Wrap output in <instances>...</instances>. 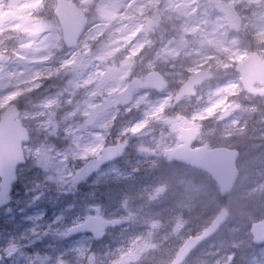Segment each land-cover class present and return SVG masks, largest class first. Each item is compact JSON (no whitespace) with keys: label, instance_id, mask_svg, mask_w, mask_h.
<instances>
[{"label":"rangeland","instance_id":"374dc122","mask_svg":"<svg viewBox=\"0 0 264 264\" xmlns=\"http://www.w3.org/2000/svg\"><path fill=\"white\" fill-rule=\"evenodd\" d=\"M42 1L41 6L49 9L48 16H41L45 22L31 20L28 16L37 12ZM71 1L83 10L90 26L82 42L67 51L61 41V30L51 16L53 0H0V18L6 10L13 13L6 25L0 22V108L16 99L31 139L24 145L27 163L20 169L11 205L0 211V227L7 229L0 234L4 264H22L23 251L40 247L51 249L64 261L72 253L74 260L69 264H118L124 260L131 264L136 260L143 262L144 257L148 263L166 264L174 254L173 248H167L166 259L154 260L142 255L145 245L141 241L146 237L137 239L135 234L133 243L125 241L132 238L127 230L133 224H144H139L140 218L131 219L134 200L115 198L111 202L113 199L108 198L111 205L104 200L102 193L112 179L109 170L89 183L73 179L77 168L108 144L127 146L124 163L155 165L149 170L147 201L138 208L153 210L144 223L158 225L164 214L162 209L176 206L191 211L198 208L203 223H207L224 207L230 218L218 234L217 243L209 246L212 250L216 248L220 256L208 264H219L225 256L228 263L223 264H229L230 254L234 255L227 245L232 232L234 239L230 245L250 252V236L243 215L246 204L238 198L253 185L258 195L247 201V212L251 210L250 203L255 204L253 211L257 214L264 210V177L260 173L264 162L259 163V171L252 170L250 164L255 155H264V98L249 100L250 106L259 111L254 123L255 127L260 123L261 129L253 137L247 135V130L241 132L237 144L224 134L236 126L234 116L243 108L241 103H230L223 111L225 125L219 126L217 121L210 128L203 123L209 122L208 117L213 120L226 95L235 94L237 86L232 72L236 64L249 49L260 48L258 43L264 42V0ZM248 12L245 19L242 13ZM148 18L156 26L150 31L144 26ZM246 22L254 32V39L245 31ZM7 46L13 49L8 52ZM109 68H117L119 73L116 83L104 88L101 79ZM202 68L210 69L211 75L194 104L206 105L208 112L193 120L195 113L191 114L190 108L195 106L186 102L175 109L173 121L167 120L164 112L172 106L174 88ZM150 71H161L173 88L160 96L139 90L143 77ZM41 75L51 78L37 81ZM227 76L231 78L223 82ZM183 127L199 131L197 145L213 141L221 146L228 140L236 150L241 149L243 162L237 169L244 178L228 197L221 199L209 177L196 176L186 165L181 168L167 165L169 153L179 144L178 129ZM186 175L197 179L198 185L181 192L180 199L174 201L175 185L181 184L180 177ZM246 179L251 183L248 188ZM164 186V196L158 197V189ZM73 195L81 196L86 205L79 209L68 206ZM73 210L85 220L90 216L121 217L123 227L97 248H92L87 238L69 244L66 232L69 220L75 218ZM262 214L249 216L250 221ZM150 230L153 231L151 226L146 228L147 232ZM60 257L54 264H59ZM247 257L250 264L252 258Z\"/></svg>","mask_w":264,"mask_h":264},{"label":"water","instance_id":"95a60500","mask_svg":"<svg viewBox=\"0 0 264 264\" xmlns=\"http://www.w3.org/2000/svg\"><path fill=\"white\" fill-rule=\"evenodd\" d=\"M56 11L54 13L58 19L63 32V41L67 48L76 46L82 34L85 32L87 25L86 18L80 13L78 8L73 4H68L67 0H55ZM10 18L9 14L3 17L2 21L6 22ZM148 29L153 27L152 21H147ZM236 72L241 75L240 83L243 86L244 92L253 94V85L256 83L264 86V64L261 62L257 53L250 54L244 62L236 68ZM117 70L110 69L105 74V85L110 82H115ZM207 71H200L193 74L188 81L181 86L179 93L174 97V102L181 101L183 97L192 96L194 87L202 84L208 77ZM145 83L141 86L142 89L155 90L161 93L167 89V83L158 73H149L145 77ZM264 95V91L258 93ZM19 112L16 107L10 105L0 117V209L8 205L9 196L12 194L13 185L16 183V169L25 164L22 145L24 142H29V134L22 127L18 120ZM180 141L183 145L175 148L170 155L171 162H187L193 168L207 173L211 176L212 181L218 184L220 194L226 196L233 189L238 178V172L235 164L238 154L234 151L216 149L213 151L205 148L190 150V146L196 138V131L183 129L180 130ZM124 151V147H109L100 154L98 160H90L88 164L80 168L75 175L76 179L85 180L88 176L99 169V166L108 163L113 159H118ZM163 190L159 192L162 194ZM218 217L212 221L209 227L198 238H190L178 251L172 264H182L188 257V254L199 244L207 241L209 237L214 235L221 225L228 218L225 210H221ZM120 221L112 220L100 221L90 220L78 227L70 230L73 234H92L95 240H101L106 229L118 226ZM253 243L256 245L264 244V220L258 224H254L251 230ZM2 258L0 257V261Z\"/></svg>","mask_w":264,"mask_h":264},{"label":"flooded vegetation","instance_id":"af4514ba","mask_svg":"<svg viewBox=\"0 0 264 264\" xmlns=\"http://www.w3.org/2000/svg\"><path fill=\"white\" fill-rule=\"evenodd\" d=\"M46 9H47L46 13L48 15L49 9L47 7ZM232 76L236 79V86H237V90L235 91V94L231 96L232 101L234 103L237 102L238 104L241 103L243 105L242 106L243 108L238 113H236V115L234 116L235 121H237L236 126L230 128L229 131L224 135L227 136L228 140H232L234 144H237V141H239L237 139V136L241 132H243L240 129L241 125L247 130L248 136H252V135L255 136L258 134L259 128L258 126L255 127V123H254V121L257 120L256 107L250 106L251 102L249 101L251 99L257 100L258 97L257 96L249 97L247 94H245L242 90V87L239 86V76H237L235 72L232 73ZM229 78H231V76H227L226 78H224L223 82ZM258 89L259 87L256 86V90ZM225 97H228V96H225ZM189 100L190 99H186L185 101H189ZM182 103L179 105H182ZM177 106H175L172 110H174ZM226 107H228V105L225 99L222 105L219 106L218 108L219 109L218 119H219L221 126L225 125L224 123L225 119L223 118L224 116L223 111L226 109ZM109 145L110 144L105 145L103 148L108 147ZM184 165H187V164H174V165L172 164V166H176L177 168H181ZM126 173L127 172H123L122 174H126ZM136 174L142 175L143 172L142 173L136 172ZM110 176L111 178H113L115 183L119 182L120 178L118 177V174L115 171L111 172ZM186 176L181 177V179L187 178ZM93 177L91 176L90 179H92ZM191 179L193 180V178ZM162 211L164 212V214L160 218L159 224L158 225H154L153 223H152L153 225L149 224V226L153 228V231L150 230L147 232L145 229L144 232H138L136 238L138 239L142 237V239H144L146 237L144 241H141L143 242L141 244L145 245L144 247L145 253L143 252L142 255H148L154 260L166 259L167 248H173L172 250L174 254L166 262V264H171L173 262L174 257L178 253L179 249L188 241V239L195 238L201 235L204 232V230L209 226L211 221H208L207 223H203V220H202V217H200V211H198V208L197 209L195 208L194 210L191 211L188 208L185 209L182 206H176V207H165L162 209ZM149 214L150 212L145 211L142 216L146 217L144 219H147L149 217ZM144 226H146V228L149 227L147 224ZM114 230L112 229L110 231H107V234ZM110 235L111 234H109L108 237ZM80 237L70 236L68 238V241H69L68 243L74 244L75 241L80 239ZM217 238H218V234L210 237L209 240H207L204 243H201L199 246L194 248L188 254V257L185 259L186 261L183 264H208L216 260L215 258H218L220 254H216V251H215L216 248L212 250L209 246L210 244H213L214 246L217 243ZM89 239L91 240V238ZM139 244L140 242H138V245ZM93 245L96 246L98 244L95 243ZM253 248H251L252 251H253ZM254 250H257V252L264 253V247L254 248ZM253 258L254 260L250 264H261L260 262L261 259L259 261L258 259H255V257ZM142 259H143V262H139L138 260H136L135 262L133 261L131 264H152L146 261L147 257L146 258L144 257ZM71 260L72 261L74 260V255L72 253H70L69 258H67L65 262H69ZM62 262L64 261L60 257L58 259V263L62 264ZM223 262L228 263V258L226 259L225 257H221L219 264H223ZM230 262L232 263L233 259L232 261L230 260ZM118 264H127V263L124 260V261H120Z\"/></svg>","mask_w":264,"mask_h":264},{"label":"bare ground","instance_id":"6f19581e","mask_svg":"<svg viewBox=\"0 0 264 264\" xmlns=\"http://www.w3.org/2000/svg\"><path fill=\"white\" fill-rule=\"evenodd\" d=\"M209 119H211V117H208V120ZM231 145H232L231 142H227L226 145H221V148L223 150H227V149H230ZM131 192L135 194L146 195L148 193V188L143 183L141 184V183L135 182L134 185L131 186ZM62 264H69V262L64 261L62 262Z\"/></svg>","mask_w":264,"mask_h":264},{"label":"trees","instance_id":"16d2710c","mask_svg":"<svg viewBox=\"0 0 264 264\" xmlns=\"http://www.w3.org/2000/svg\"><path fill=\"white\" fill-rule=\"evenodd\" d=\"M248 15H249V12H248ZM247 31L249 32V34H250V38H252V39H254L253 37L255 36L254 35V32H252L251 31V28H250V25H247ZM255 49V48H254ZM255 50H257V49H255ZM202 176H204V175H202ZM205 178V177H204ZM246 181H248V179H246ZM246 186H248V183L246 184ZM258 190L257 189H253L252 187L249 189V191L248 192H246V194L245 195H240L239 196V200L241 199V200H243V201H248V202H250V201H253L256 197H257V195H258ZM29 260H31V258H29Z\"/></svg>","mask_w":264,"mask_h":264}]
</instances>
